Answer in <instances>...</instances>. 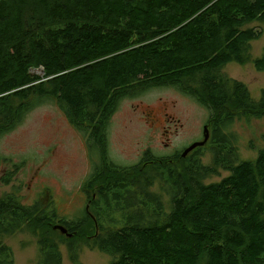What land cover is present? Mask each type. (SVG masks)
Here are the masks:
<instances>
[{
    "label": "trees",
    "instance_id": "trees-1",
    "mask_svg": "<svg viewBox=\"0 0 264 264\" xmlns=\"http://www.w3.org/2000/svg\"><path fill=\"white\" fill-rule=\"evenodd\" d=\"M254 22L264 23V0H0V138L54 102L96 157L81 188L88 209L75 219L53 197L28 206L0 197V264H15L3 238L24 230L36 264H62L63 245L72 264L82 246L110 264H264V149L240 161L233 133L242 119L264 121V90L255 101L221 73L230 63L264 72V51L250 57L262 34ZM160 87L209 111L208 143L186 158L146 151L135 166L117 165L111 118L124 99ZM1 165L8 186L23 165ZM219 171L229 175L205 183Z\"/></svg>",
    "mask_w": 264,
    "mask_h": 264
},
{
    "label": "rangeland",
    "instance_id": "rangeland-1",
    "mask_svg": "<svg viewBox=\"0 0 264 264\" xmlns=\"http://www.w3.org/2000/svg\"><path fill=\"white\" fill-rule=\"evenodd\" d=\"M248 28L262 33L259 40L250 44L251 60H256L264 51V23L254 22ZM221 73L244 84L251 98L259 101L264 90V72L257 71L252 63H230ZM209 117L205 107L172 87L153 88L126 98L107 129L110 159L117 165L131 167L139 163L146 151L158 157L183 151L202 141ZM233 133L239 160L254 161L259 150L264 149V121L242 119L234 125ZM205 154L204 163L210 164L211 156L207 150ZM0 158L23 165L11 184L0 186V197L14 193L27 206L53 197L61 217L72 220L83 214L86 200L81 188L96 157L88 150L86 137L68 122L56 103L41 104L15 131L0 138ZM6 171V165H1L0 177ZM228 175L219 171L218 176L205 183L220 182ZM151 191L160 192L158 186ZM162 201L166 199L163 197ZM3 242L13 250L15 264H36L38 246L30 232L9 235ZM60 248L62 264H72L66 247ZM111 262V257L97 249L82 246L79 250L80 264Z\"/></svg>",
    "mask_w": 264,
    "mask_h": 264
},
{
    "label": "water",
    "instance_id": "water-1",
    "mask_svg": "<svg viewBox=\"0 0 264 264\" xmlns=\"http://www.w3.org/2000/svg\"><path fill=\"white\" fill-rule=\"evenodd\" d=\"M41 74L43 75V71H41ZM209 138H210L209 130H208V127L206 126V127H204V130H203V140L200 141V142H195L190 147L186 148L183 151L182 157L183 158H186L195 149L206 146V144L209 141ZM56 229L59 230L63 234H66L67 233L66 230L63 227H59L58 226V227H56Z\"/></svg>",
    "mask_w": 264,
    "mask_h": 264
},
{
    "label": "flooded vegetation",
    "instance_id": "flooded-vegetation-1",
    "mask_svg": "<svg viewBox=\"0 0 264 264\" xmlns=\"http://www.w3.org/2000/svg\"><path fill=\"white\" fill-rule=\"evenodd\" d=\"M208 127V126H207ZM203 140V139H202ZM86 209H88V207H86Z\"/></svg>",
    "mask_w": 264,
    "mask_h": 264
}]
</instances>
